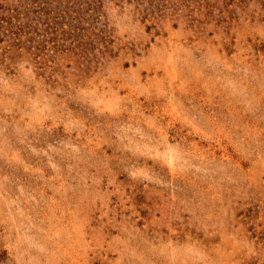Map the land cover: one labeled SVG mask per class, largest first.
I'll list each match as a JSON object with an SVG mask.
<instances>
[{"label":"rangeland","instance_id":"374dc122","mask_svg":"<svg viewBox=\"0 0 264 264\" xmlns=\"http://www.w3.org/2000/svg\"><path fill=\"white\" fill-rule=\"evenodd\" d=\"M0 264H264V0H0Z\"/></svg>","mask_w":264,"mask_h":264}]
</instances>
